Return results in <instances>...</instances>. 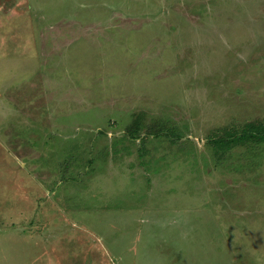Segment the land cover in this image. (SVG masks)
<instances>
[{"label": "rangeland", "instance_id": "obj_1", "mask_svg": "<svg viewBox=\"0 0 264 264\" xmlns=\"http://www.w3.org/2000/svg\"><path fill=\"white\" fill-rule=\"evenodd\" d=\"M251 121L264 0H0V264H264Z\"/></svg>", "mask_w": 264, "mask_h": 264}, {"label": "trees", "instance_id": "obj_2", "mask_svg": "<svg viewBox=\"0 0 264 264\" xmlns=\"http://www.w3.org/2000/svg\"><path fill=\"white\" fill-rule=\"evenodd\" d=\"M218 133L220 134L212 138V146L214 151L225 153L238 145L247 146L264 143V122L251 121L244 124L240 129L223 128ZM171 136L174 138L173 133Z\"/></svg>", "mask_w": 264, "mask_h": 264}]
</instances>
